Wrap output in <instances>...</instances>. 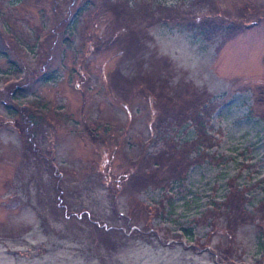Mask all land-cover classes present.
Returning <instances> with one entry per match:
<instances>
[{
    "label": "rangeland",
    "instance_id": "obj_1",
    "mask_svg": "<svg viewBox=\"0 0 264 264\" xmlns=\"http://www.w3.org/2000/svg\"><path fill=\"white\" fill-rule=\"evenodd\" d=\"M10 1L0 0V264H264V0H184L220 24L200 34L143 21L149 50L135 62L122 58L123 29L105 0ZM130 1L127 25L144 2H183ZM85 4L70 37L68 20ZM244 14L251 22L238 26ZM158 60L169 63L164 73ZM137 69L155 94L121 91ZM168 98L193 101L199 120L208 108L214 144L196 145L191 114L160 128ZM170 138L190 144V161L165 155L154 165ZM149 171L156 186L129 185ZM234 191L256 217L230 231Z\"/></svg>",
    "mask_w": 264,
    "mask_h": 264
},
{
    "label": "trees",
    "instance_id": "obj_2",
    "mask_svg": "<svg viewBox=\"0 0 264 264\" xmlns=\"http://www.w3.org/2000/svg\"><path fill=\"white\" fill-rule=\"evenodd\" d=\"M15 1L16 2H13L11 0L10 2H12L13 4H17L21 0H15ZM86 1H89V0H86ZM117 1H118V3H116ZM129 1L130 0H116V2H111V0H105V4H104V8H106L107 10H110L108 12H111L113 18L116 17V19L118 20V28L123 29L120 40L118 39L116 41V44L118 45V47L120 49L122 48L124 50V47L127 49L126 54L122 57L123 59H126L125 62H127L128 58L134 60V62H135V60L138 61L139 59L143 60L145 58V56L148 54L149 48H147L146 45L141 40V35H146L145 33L147 31L146 28H143L142 30H140L141 27L143 26V24H142L143 21L149 22V24H150L151 20L154 21V19L161 18V21L166 20V22H168V23L179 22L180 24H186L189 27L197 28L200 31V34L214 31L213 29H215L217 27V25L220 24L218 21V18H214L215 16H212V17L211 16H207V17L204 16L202 18H200V17L198 18L197 13L191 8L192 6L197 5L198 0H193L192 5L190 4L191 7L189 6L186 9L184 8V6L186 4H184L185 2H184V0H182L183 2L181 3L180 7L176 6V5L168 6V5H164V4H158V3L149 4V3H145V2L143 3L142 2L143 5H145V6L143 7V5L141 4L139 6V11H141V15L137 14L140 17V20L137 19L136 21L130 22L131 25L132 24L134 25V28H133V26L127 25V21H126V18H128L129 11H130L129 7H128ZM131 3L132 2L130 1V4ZM130 7H132V5ZM86 9H87V7L85 4L82 8L78 9L74 13V15L70 16V18L68 20V25H67V28L69 26V33H68L69 35L68 36L71 37L74 34V32H76L77 27H78V23H79V19H81V15H83L85 13ZM127 10H129V11L127 12ZM142 10H143V14H142ZM130 14L134 15L135 13H134V11H132V13H130ZM148 14L150 15L151 19L147 18L149 16ZM219 15L222 17V19H224L221 14H219ZM121 17H122L123 21L119 20ZM138 20H139V22H138ZM197 20H200V21H197ZM230 20H233V19H230ZM235 22L238 23V26L249 24L251 22V16H246L244 14L243 19H241V17H240L239 20H235ZM137 24H138V27L136 29ZM114 25H115V20H114ZM151 26H152V24H151ZM117 29L113 28V30L118 31ZM126 29H127V31H126ZM124 30L126 32H124ZM226 31H229L228 35H230L231 29L228 28V29H226ZM131 32H132V38L134 40L133 48L131 47V44L129 42L130 37H131ZM108 34H113V33L108 32ZM18 41H19V39H18ZM157 64H158V66L160 65L159 68L157 67ZM139 67L142 68V65H140L138 62L137 67L135 65V69L139 68ZM152 67H154V69L157 67L158 73H160V72L164 73L167 70V68H169V63L167 60H158V62L153 61ZM136 72H137V74L131 79L129 77H127L125 72H124V74L126 76V84L124 85L125 87L121 91L126 90L127 86H130V89L132 91L136 90L137 88L138 89L141 88L143 91H147L149 93L148 96L155 94L154 93L155 91L147 90V88H145V86H144L146 84L145 81L139 82L140 79L136 78V76H140L141 74H143V76H147V74L143 73L141 70L138 71V69ZM150 75H151V73H150ZM158 79H160V78H158ZM157 82H158V80H157ZM164 82H162V83H164ZM140 86H142V87H140ZM157 96L161 97L160 95H157ZM193 97L195 99L194 102H196V101L201 102V100L198 99V97H195V96H193ZM263 98H264V95L262 93L260 95L261 103L264 102ZM179 101H181L183 103V105H181L179 103L174 104L175 100H171V98H168V102H170V103H168V104L164 103L163 104V106H162V108H160V112H159V117H161L160 122H159V127L161 128L164 126L166 128H169L172 125H176L178 127L183 126L186 123V121L189 120V114H191L194 116L193 120H197L196 124L199 127V129L197 130L198 136L196 138V141H197L196 145L197 144H198V146L203 145L205 147L206 144H208L210 142L213 143V138L211 136H209L208 133L206 132V130L204 129V125L206 124V119L211 115L209 109L204 108V110L202 112L204 114V118H203L204 120H199L200 116H199L198 111H197L198 109L196 111H193V110L190 111L191 107L190 108L187 107V106H192L193 101H191V100L188 101L187 98L179 99ZM169 104H172L173 106L169 107L168 106ZM200 106H201V104H200ZM7 108L10 112H12L13 109H11L9 107H7ZM14 112H16V110ZM25 113H28V112L25 111ZM23 116L28 121L32 117V116L30 117V116L25 115V114H23ZM185 119H187V120H185ZM30 122H32V125L34 124L33 121H30ZM86 127L89 129V126H86ZM175 141H176L175 139L170 138L169 142H167L168 143L167 151L161 153L158 158L153 157V160L155 161L153 163L154 165H158L159 167L162 168V166L158 163L159 160H157V159H161V157H164L165 155L169 158V160H168L169 163H173V162L178 163V160H177V158H178L181 162H183V166H184V164L186 162L190 161V159H189V154L191 152V149H189L190 144L188 142H185L184 144H180L177 141L176 142ZM168 154H170V155H168ZM105 179H106V181H108L107 183L109 184L110 183L109 177L106 176ZM130 179L131 180L129 181V183H130L129 185L132 188H138L139 186H142V185H155L156 186L158 175L156 173H153L152 171H149L147 174H141L140 172H136V173H134V176ZM160 182H162V181L159 180V184H160ZM233 194H235V196H236L235 198H237V202H236V204H237L236 213L237 214L234 217L231 216L232 211H230V207H227V209H229V212H230L228 214V224H229L228 228L230 229V231H232V230L235 231V226H238L239 223L240 224L246 223L247 218H249V220H250V218L253 219L256 217V216H254V214L252 212H249L248 210H246V208H245L246 200L243 199L244 194L240 191H238V192L234 191ZM259 206H260V208L258 210L259 215H260V213L264 214V209H263L264 200H263V203L260 202L258 207ZM188 231L189 230H185V234H186L187 238H189V240L192 241L191 232L190 231L188 232ZM103 236H105V235H103ZM104 239L105 240H103L102 243H104V242L106 243V240L110 241V239L108 237L104 238Z\"/></svg>",
    "mask_w": 264,
    "mask_h": 264
}]
</instances>
